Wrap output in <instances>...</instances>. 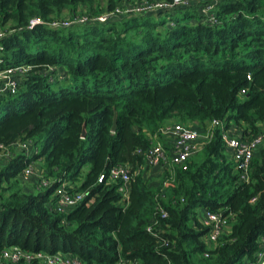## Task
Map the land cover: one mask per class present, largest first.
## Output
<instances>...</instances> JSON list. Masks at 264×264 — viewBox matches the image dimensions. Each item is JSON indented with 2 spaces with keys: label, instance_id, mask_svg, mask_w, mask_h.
Wrapping results in <instances>:
<instances>
[{
  "label": "trees",
  "instance_id": "trees-1",
  "mask_svg": "<svg viewBox=\"0 0 264 264\" xmlns=\"http://www.w3.org/2000/svg\"><path fill=\"white\" fill-rule=\"evenodd\" d=\"M143 1L172 0H0V69L32 67L17 94L0 101V264H12L3 260L12 247L83 264L255 258L264 234V147L242 183L218 128L186 169L164 172L158 187L146 181L138 150L174 124L205 131L220 121L243 140L261 132L264 0H215V25L197 6L93 21ZM66 14L89 22L51 25ZM37 19L42 24L30 29ZM51 67L63 77L49 81ZM25 142L31 155L14 148ZM39 161L50 185L28 193L18 177ZM121 166L131 168L127 199L109 177ZM60 188L84 195L66 214L54 209ZM203 210L231 217L217 245L206 242Z\"/></svg>",
  "mask_w": 264,
  "mask_h": 264
},
{
  "label": "built area",
  "instance_id": "built-area-1",
  "mask_svg": "<svg viewBox=\"0 0 264 264\" xmlns=\"http://www.w3.org/2000/svg\"><path fill=\"white\" fill-rule=\"evenodd\" d=\"M216 5L217 2L215 0L143 1L136 5L125 4L114 13H107L93 19V21L105 23L117 16H130L133 14L153 13L159 10H172L177 7L189 8L197 6L204 16L206 23L215 25L218 22ZM86 22H89V17L83 15L74 20L65 19L51 25L53 27L66 28ZM38 24H42L41 20L37 19L32 21L30 29ZM4 36V33L0 31V39ZM31 70V66L0 69V101L8 96L16 95L23 79ZM55 71H57L56 67L48 68L45 71V74L48 75L49 81L51 82L63 77V74ZM218 128L222 131V141L232 156L241 182L249 183L252 161L257 151L264 147V123L261 132L249 140H243L240 137L234 136L232 130L226 131L225 125L220 121H213L205 131H200L193 126H185L183 124L165 126L161 130V137L155 135L151 139L152 143L150 148L147 150H138V155L144 157L147 167L167 169L175 167L186 168L190 160L201 153L205 145L212 141L215 130ZM168 141L170 143L167 145ZM32 147L31 142L17 143L14 145L17 152H24L26 155L32 154ZM3 150L5 152L7 151L6 148H3ZM10 155L11 153L7 152L5 158L8 159ZM34 170V165H30L19 175L18 179L22 186H26L25 184L34 178ZM109 177L112 181L121 183L120 193L123 195V199H127L132 180L130 166L114 168ZM37 185L39 188H45L50 185V182L41 173L38 175ZM56 196L57 201L54 209L60 214H66L84 199V195L82 194H67L64 188H60L56 192ZM161 216L162 218H166L167 213L162 211ZM230 218V216H224L222 213H214L208 210L202 211L203 224L208 229L206 242L209 245H217L220 238L229 228ZM3 260L12 264H17L21 261L26 263L36 261L39 264H83L79 257L70 254L57 253L51 255L44 252L25 251L18 247L7 249L3 253ZM243 264H264V234L259 238V250L255 254V258L252 261H245Z\"/></svg>",
  "mask_w": 264,
  "mask_h": 264
},
{
  "label": "rangeland",
  "instance_id": "rangeland-1",
  "mask_svg": "<svg viewBox=\"0 0 264 264\" xmlns=\"http://www.w3.org/2000/svg\"><path fill=\"white\" fill-rule=\"evenodd\" d=\"M138 1V0H136ZM68 14L65 15V19L68 18ZM120 17H124V16H120ZM206 22V21H205ZM198 127V126H197ZM258 152V151H257ZM258 156L259 154L256 153ZM200 155V153L195 156L193 159H196L198 156ZM193 159L191 161H193ZM0 169L4 166V162L2 160H0ZM190 161V162H191ZM3 164V165H2ZM42 163L39 161V162H36L34 164V178H32L31 181H29L28 183H26L25 187L26 189H28L29 191H31L33 189V192L37 189L36 185H37V179H38V175L41 174V170H42ZM186 169V168H185ZM170 169H167V168H152V167H144L143 168V171H144V174H145V179L146 181L150 184V186L152 187H158L161 183V180H162V174L165 172H168ZM202 211L200 212V216L202 217Z\"/></svg>",
  "mask_w": 264,
  "mask_h": 264
},
{
  "label": "water",
  "instance_id": "water-1",
  "mask_svg": "<svg viewBox=\"0 0 264 264\" xmlns=\"http://www.w3.org/2000/svg\"><path fill=\"white\" fill-rule=\"evenodd\" d=\"M116 124H117V119H116V117H115L114 126H113V131H116ZM85 135H86V129L84 128V131H83V138H85Z\"/></svg>",
  "mask_w": 264,
  "mask_h": 264
},
{
  "label": "crops",
  "instance_id": "crops-1",
  "mask_svg": "<svg viewBox=\"0 0 264 264\" xmlns=\"http://www.w3.org/2000/svg\"><path fill=\"white\" fill-rule=\"evenodd\" d=\"M170 143V141H168L167 142V145ZM2 160V159H1ZM3 161V160H2ZM1 162V161H0ZM4 164V163H3ZM2 164V165H3ZM41 173H42V171H41ZM23 189H24V191H26V192H28V193H33V189L31 190V191H29L28 189H26V187L25 186H23Z\"/></svg>",
  "mask_w": 264,
  "mask_h": 264
}]
</instances>
